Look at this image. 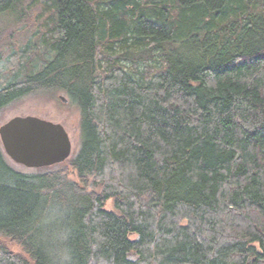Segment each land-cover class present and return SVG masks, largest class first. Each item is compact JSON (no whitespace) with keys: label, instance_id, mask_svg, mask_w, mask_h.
Returning a JSON list of instances; mask_svg holds the SVG:
<instances>
[{"label":"trees","instance_id":"1","mask_svg":"<svg viewBox=\"0 0 264 264\" xmlns=\"http://www.w3.org/2000/svg\"><path fill=\"white\" fill-rule=\"evenodd\" d=\"M8 13L0 112L61 95L79 138L40 169L0 144V236L28 257L0 243V264H264V0H0ZM132 39L159 69H124Z\"/></svg>","mask_w":264,"mask_h":264},{"label":"rangeland","instance_id":"2","mask_svg":"<svg viewBox=\"0 0 264 264\" xmlns=\"http://www.w3.org/2000/svg\"><path fill=\"white\" fill-rule=\"evenodd\" d=\"M13 19L14 18L12 14H4L0 17V23L3 25V27H8L7 30L9 29L10 31H13V28L11 26L14 21ZM129 43L130 45H132L130 53L126 55L127 57L125 59L119 60L120 64L124 67L127 72L137 77V74L144 73L147 67H150L153 70L159 69L161 61L157 51H150L148 54H146V52H141L139 50V48L141 47H139V45L133 42V39ZM121 51L125 52V47L121 49L119 48L118 52ZM134 65L136 66L134 67ZM104 66V63H102V70ZM11 70L12 68L9 65L4 66V64H2L0 66V87L4 85L7 77L9 76V74H11ZM136 71L138 73H136ZM60 96L61 95H58L57 98ZM64 98L66 99L65 103L57 99H28L13 108H9L0 112V126L16 116H35L44 120L52 121L54 123H59L65 128L70 137L73 154L76 151L79 138V113L73 105L69 104L67 98ZM9 161L20 170L27 169L23 166L14 164L10 159ZM69 179L77 181L75 173L70 174ZM88 191L99 192V189L94 188L90 184L88 186ZM105 209H112L111 201L106 204ZM0 243L3 244L10 252L22 255L28 259V257L23 253V251L18 246L10 242L7 238L0 236Z\"/></svg>","mask_w":264,"mask_h":264},{"label":"water","instance_id":"3","mask_svg":"<svg viewBox=\"0 0 264 264\" xmlns=\"http://www.w3.org/2000/svg\"><path fill=\"white\" fill-rule=\"evenodd\" d=\"M63 103L64 97H60ZM0 144L14 164L27 169L59 165L72 156L65 128L35 116H16L0 126Z\"/></svg>","mask_w":264,"mask_h":264},{"label":"bare ground","instance_id":"4","mask_svg":"<svg viewBox=\"0 0 264 264\" xmlns=\"http://www.w3.org/2000/svg\"><path fill=\"white\" fill-rule=\"evenodd\" d=\"M60 97H62V96H60ZM60 97H59V98H60ZM60 100H61V99H60Z\"/></svg>","mask_w":264,"mask_h":264}]
</instances>
